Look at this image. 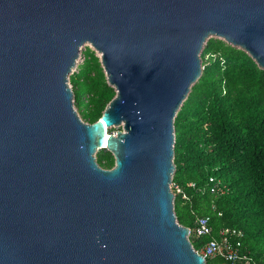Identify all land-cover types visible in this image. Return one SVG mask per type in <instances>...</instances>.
<instances>
[{"label":"water","instance_id":"water-1","mask_svg":"<svg viewBox=\"0 0 264 264\" xmlns=\"http://www.w3.org/2000/svg\"><path fill=\"white\" fill-rule=\"evenodd\" d=\"M210 38L264 70V0H0V264H206L170 185ZM87 44L115 91L94 123L69 81Z\"/></svg>","mask_w":264,"mask_h":264},{"label":"trees","instance_id":"trees-1","mask_svg":"<svg viewBox=\"0 0 264 264\" xmlns=\"http://www.w3.org/2000/svg\"><path fill=\"white\" fill-rule=\"evenodd\" d=\"M200 57L201 77L174 119L175 216L188 229L207 218L212 236L221 228L239 231L242 251L264 264V70L217 38L207 40ZM69 81L81 119L94 123L115 91L93 51L85 50ZM96 161L105 169L114 164L106 150ZM208 239L190 241L199 250ZM206 264L230 263L216 257Z\"/></svg>","mask_w":264,"mask_h":264},{"label":"built area","instance_id":"built-area-1","mask_svg":"<svg viewBox=\"0 0 264 264\" xmlns=\"http://www.w3.org/2000/svg\"><path fill=\"white\" fill-rule=\"evenodd\" d=\"M210 193L216 194L218 185L212 182ZM191 185V184H190ZM170 188L172 192H179L180 188L176 183L171 182ZM207 218H198L193 229H189V239H197L209 237L208 241L197 252L203 256L205 260L216 257L222 258L230 264H255L248 253L241 249L239 231L221 228L216 236H212V231L207 223Z\"/></svg>","mask_w":264,"mask_h":264},{"label":"rangeland","instance_id":"rangeland-1","mask_svg":"<svg viewBox=\"0 0 264 264\" xmlns=\"http://www.w3.org/2000/svg\"><path fill=\"white\" fill-rule=\"evenodd\" d=\"M87 48H88L89 50L93 51L94 54H95V56H97V57L99 58L98 53H97L96 51H94V50L92 49V47H90V45H88V44H87V45H84V46L81 48V51H80V54H79V59H78L77 66H79L80 64H82V62L84 61V52H85V50H86ZM76 69H77V67L74 69L75 72H76ZM74 71H73V72H74ZM74 107H75V109H76L78 115L80 116V111H79L77 105L74 104ZM84 122H85V121H84ZM117 130H120V128H111V129L108 130L107 133H115ZM96 154H97V153H96Z\"/></svg>","mask_w":264,"mask_h":264},{"label":"bare ground","instance_id":"bare-ground-1","mask_svg":"<svg viewBox=\"0 0 264 264\" xmlns=\"http://www.w3.org/2000/svg\"><path fill=\"white\" fill-rule=\"evenodd\" d=\"M106 135H107V132H106Z\"/></svg>","mask_w":264,"mask_h":264}]
</instances>
